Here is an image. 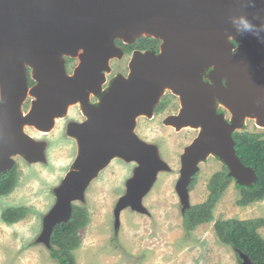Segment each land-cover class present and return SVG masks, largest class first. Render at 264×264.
Here are the masks:
<instances>
[{
  "label": "water",
  "instance_id": "1",
  "mask_svg": "<svg viewBox=\"0 0 264 264\" xmlns=\"http://www.w3.org/2000/svg\"><path fill=\"white\" fill-rule=\"evenodd\" d=\"M140 37L161 40L160 53L135 52L127 76L115 78L98 106L90 104L88 89L101 93L110 61L124 55L116 40L132 44ZM67 58L79 60L72 74ZM209 68L210 82L203 80ZM168 91L181 102L171 124L198 131L182 158L178 192L185 208L188 186L210 155L237 183L255 182V171L237 155L233 133L249 115L264 128V0H0V173L14 166L15 156L45 159L46 142L26 128L50 133L77 100L86 117L69 124L79 153L55 190L57 203L42 235L47 246L54 227L70 219L72 204L84 201L91 181L113 159L137 165L116 208V226L126 207L146 212L143 199L168 167L158 147L136 134L137 118L152 117ZM220 100L229 120L217 112Z\"/></svg>",
  "mask_w": 264,
  "mask_h": 264
},
{
  "label": "rangeland",
  "instance_id": "2",
  "mask_svg": "<svg viewBox=\"0 0 264 264\" xmlns=\"http://www.w3.org/2000/svg\"><path fill=\"white\" fill-rule=\"evenodd\" d=\"M122 59L110 62L112 72L118 70L126 74L128 59ZM74 60L70 74L79 63L78 59ZM110 75L107 74L108 79L104 82L105 91L99 93L101 101L119 76L110 78ZM32 99L26 101L25 112ZM178 101L172 100L171 105ZM80 104V101L75 103L68 115L57 120L54 129L44 133L45 136L35 128H26L27 134L36 141L46 142L45 159L30 162L24 156L13 157L18 165L17 184L8 195L0 196V264H59L51 257L42 235L46 217L57 203L55 190L74 167L79 153L77 141L68 135V129L74 120L86 119ZM171 105L152 117L137 118L136 134L158 147L159 156L168 167L159 172L143 199L146 212L126 207L120 212L116 226V208L127 193V184L137 165L113 159L91 181L84 193V201H75V204L85 206L89 213V223L79 232L81 245L74 251L76 264H240L236 251L219 240L215 222L219 219H264V199L247 206L238 205L240 193L233 182L215 206L214 220L192 232L185 230L183 213L186 205L179 195L178 184L185 150L198 132L171 124L170 118L177 113ZM225 110L226 117L230 118V113ZM242 130L264 131L254 120H247ZM224 165L215 155L199 164L198 181L189 194V206L207 200L209 181ZM12 207H25L29 212L21 221L7 224L2 214ZM259 233L264 238V226Z\"/></svg>",
  "mask_w": 264,
  "mask_h": 264
},
{
  "label": "trees",
  "instance_id": "3",
  "mask_svg": "<svg viewBox=\"0 0 264 264\" xmlns=\"http://www.w3.org/2000/svg\"><path fill=\"white\" fill-rule=\"evenodd\" d=\"M161 40L152 37H140L132 44H124L121 40H116V44L125 47L128 52L137 49H159ZM236 45V43H235ZM67 58L66 61H72ZM66 62V63H67ZM29 86H33L35 81L30 76L28 69ZM168 96L162 97L161 102L156 106V112H161L167 105ZM237 155L242 163L252 168L257 180L251 185H241L236 182L240 197L237 204L247 206L264 199V131L258 133L247 130L233 133ZM230 170L223 166L221 171L215 173L208 184L209 195L205 202L191 205L183 213V225L187 232L194 231L202 224L214 220V208L224 195L228 187L235 182L229 175ZM198 181L196 173L188 186L191 192ZM17 184L16 169L12 170L0 179V196L8 195ZM29 212L25 207H12L6 209L2 214V219L7 224H15L24 219ZM89 223V213L85 206L72 204V214L67 222L56 225L50 239L51 257L59 264H76L74 251L81 245L79 232ZM264 226L263 218L239 220V219H219L215 222V230L219 240L231 246L238 255L240 264L243 262L241 254L246 255L252 264L264 262V238L259 233V229Z\"/></svg>",
  "mask_w": 264,
  "mask_h": 264
},
{
  "label": "flooded vegetation",
  "instance_id": "4",
  "mask_svg": "<svg viewBox=\"0 0 264 264\" xmlns=\"http://www.w3.org/2000/svg\"><path fill=\"white\" fill-rule=\"evenodd\" d=\"M125 44V43H124ZM161 44H162V42L160 43V45H159V49L158 50H155V49H137V48H135V49H133V50H131L130 52H128L127 51V49L125 48V47H122V46H119V45H117L122 51H123V53H124V55H123V57H121V58H114V59H112L111 61H113V60H117V59H122V58H127L128 59V63H127V67H126V74H124L122 71H118V70H114L113 72L111 71V75H110V78H114V77H116V76H118V75H125V76H127V74H128V69H129V63H130V60H131V58L134 56V54H135V52H155L156 54H159L160 53V51H161ZM238 44L236 43V45H235V47L237 46ZM123 60V59H122ZM110 61V62H111ZM67 62V61H66ZM73 62H75V60L73 59L72 61H70V62H67L66 64H67V69H68V71H69V73L71 72V67H72V64H73ZM74 66V65H73ZM111 67V66H110ZM213 70V68H209L208 70H206L205 71V75H204V78H203V80L204 81H209L210 82V79H208L206 76H208L210 73H211V71ZM30 72H31V70H30ZM108 79V78H107ZM112 80V79H111ZM225 82V81H224ZM107 83V82H106ZM105 83V84H106ZM35 85V84H34ZM105 85L103 84V89H102V92L103 91H105V87H104ZM101 94V93H100ZM100 94H97V95H91V97H90V103L92 104V105H94V106H98L99 105V103H100V101H101V97H102V95H100ZM165 96H168V99H167V105H166V107H165V109H167V107L169 106V105H171L172 104V100H174V99H177V100H179L176 104L175 103H173V105H171V106H173L174 108H175V110H176V115L179 113V111H180V109H181V102H180V99L178 98V96H175L172 92H170L169 91V93L167 92L163 97H165ZM93 97H94V101H93ZM99 100V101H98ZM217 103V112L218 113H223V114H225V116H226V110H225V108H224V106H222L221 104H220V101H217L216 102ZM164 109V110H165ZM28 110V109H27ZM163 110V111H164ZM163 111H161V112H163ZM161 112H158V113H161ZM154 114H157V112H156V110H155V112H154ZM227 118V117H226ZM228 120L230 119V118H227ZM77 120H74L73 122H76ZM84 121H86V119L85 120H83V121H77L78 123H82V122H84ZM193 130V129H192ZM195 131H197V130H195ZM240 131H242V130H240ZM39 132V131H38ZM198 132V131H197ZM41 133V132H40ZM42 135H44L43 133H41ZM45 136V135H44ZM16 157V156H15ZM14 160V159H13ZM226 166V165H225ZM14 169H16V173L18 174V165L17 164H15V161H14V166L11 168V169H7L6 171H3V172H1L0 173V179L2 178V177H4L6 174H8L9 172H11L12 170H14ZM237 181L235 180V183H236Z\"/></svg>",
  "mask_w": 264,
  "mask_h": 264
},
{
  "label": "bare ground",
  "instance_id": "5",
  "mask_svg": "<svg viewBox=\"0 0 264 264\" xmlns=\"http://www.w3.org/2000/svg\"><path fill=\"white\" fill-rule=\"evenodd\" d=\"M104 84V83H103ZM167 88H169V87H167ZM88 92H89V95L91 96V95H93V94H95V92L92 90V89H88ZM77 102H79L78 100L75 102V103H77ZM74 103V104H75ZM220 104L222 105V106H224L225 104L220 100ZM250 119H249V118ZM248 117H246V120L244 121V122H246L247 120H253L254 119V122L255 121H257V115H249ZM186 126H191V124H187ZM262 126H264V124H262Z\"/></svg>",
  "mask_w": 264,
  "mask_h": 264
},
{
  "label": "clouds",
  "instance_id": "6",
  "mask_svg": "<svg viewBox=\"0 0 264 264\" xmlns=\"http://www.w3.org/2000/svg\"><path fill=\"white\" fill-rule=\"evenodd\" d=\"M243 25H244V30L246 31H251V26L246 22V21H242ZM258 127V126H257ZM260 128V127H258ZM260 129H264V128H260ZM242 264V263H241Z\"/></svg>",
  "mask_w": 264,
  "mask_h": 264
}]
</instances>
